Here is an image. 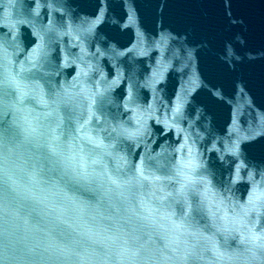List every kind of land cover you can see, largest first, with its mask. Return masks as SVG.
I'll use <instances>...</instances> for the list:
<instances>
[{"label": "water", "instance_id": "95a60500", "mask_svg": "<svg viewBox=\"0 0 264 264\" xmlns=\"http://www.w3.org/2000/svg\"><path fill=\"white\" fill-rule=\"evenodd\" d=\"M0 264H264V0H0Z\"/></svg>", "mask_w": 264, "mask_h": 264}]
</instances>
